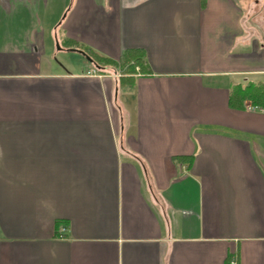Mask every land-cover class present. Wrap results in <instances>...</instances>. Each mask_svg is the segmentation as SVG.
<instances>
[{
    "label": "crops",
    "instance_id": "crops-1",
    "mask_svg": "<svg viewBox=\"0 0 264 264\" xmlns=\"http://www.w3.org/2000/svg\"><path fill=\"white\" fill-rule=\"evenodd\" d=\"M245 26L236 0H0V264H264Z\"/></svg>",
    "mask_w": 264,
    "mask_h": 264
},
{
    "label": "trees",
    "instance_id": "trees-1",
    "mask_svg": "<svg viewBox=\"0 0 264 264\" xmlns=\"http://www.w3.org/2000/svg\"><path fill=\"white\" fill-rule=\"evenodd\" d=\"M85 50H87L92 60L102 66H114L124 69V74L120 79L121 84L127 83L132 86L138 73L149 74L151 72L150 66L141 50L126 51L119 60L110 59L88 48H85ZM228 103L231 108L236 110L264 109V79L233 84L230 88ZM189 158L180 157V160Z\"/></svg>",
    "mask_w": 264,
    "mask_h": 264
},
{
    "label": "flooded vegetation",
    "instance_id": "flooded-vegetation-1",
    "mask_svg": "<svg viewBox=\"0 0 264 264\" xmlns=\"http://www.w3.org/2000/svg\"><path fill=\"white\" fill-rule=\"evenodd\" d=\"M238 5L242 8L243 17H244V24L246 26L248 21L252 20L253 25H250L256 28L257 33H261L260 40L258 37H255L256 40L261 42L262 46H260V50H263V43H264V0H236ZM251 3V4H250ZM251 5L252 11L251 14L248 15L245 10H247L248 5ZM261 54V53H260Z\"/></svg>",
    "mask_w": 264,
    "mask_h": 264
},
{
    "label": "rangeland",
    "instance_id": "rangeland-1",
    "mask_svg": "<svg viewBox=\"0 0 264 264\" xmlns=\"http://www.w3.org/2000/svg\"><path fill=\"white\" fill-rule=\"evenodd\" d=\"M250 4H251V3H250ZM250 4L248 5V7H249V6H250V7L247 8V10H245L246 13H248V15H250V14H251V11H252V10H251L252 7H251ZM247 25H249V26H245V29H244V31H245V33H244V38L246 39V38H249V37H258L259 40H260L261 33H259V35H258L256 28L250 26V25H253L252 20H251L250 22L248 21ZM100 74H101V73H100ZM104 74H105V73H102L101 76H103ZM121 76H123V73H122ZM121 76L118 75L117 78H118V79H121Z\"/></svg>",
    "mask_w": 264,
    "mask_h": 264
},
{
    "label": "built area",
    "instance_id": "built-area-1",
    "mask_svg": "<svg viewBox=\"0 0 264 264\" xmlns=\"http://www.w3.org/2000/svg\"><path fill=\"white\" fill-rule=\"evenodd\" d=\"M92 73L95 74V75H101V74L97 73V69H95V68H93L91 71H89V74H90V75H91ZM119 75L121 76L122 73H119ZM252 109H261V108H252ZM262 110H264V109H262ZM228 264H238V263H237V259H236L235 257L231 258V259L229 260Z\"/></svg>",
    "mask_w": 264,
    "mask_h": 264
}]
</instances>
